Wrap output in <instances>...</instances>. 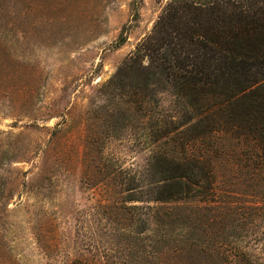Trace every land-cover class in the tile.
Returning a JSON list of instances; mask_svg holds the SVG:
<instances>
[{
  "label": "rangeland",
  "instance_id": "1",
  "mask_svg": "<svg viewBox=\"0 0 264 264\" xmlns=\"http://www.w3.org/2000/svg\"><path fill=\"white\" fill-rule=\"evenodd\" d=\"M176 2L0 0V264H264V177L222 161L230 213L158 201L217 140L168 89L142 116L108 85Z\"/></svg>",
  "mask_w": 264,
  "mask_h": 264
},
{
  "label": "trees",
  "instance_id": "2",
  "mask_svg": "<svg viewBox=\"0 0 264 264\" xmlns=\"http://www.w3.org/2000/svg\"><path fill=\"white\" fill-rule=\"evenodd\" d=\"M108 85L133 96L140 114L159 108L152 87L168 89L185 131H196L204 144L217 140L168 177L158 201H173L177 189L230 213L235 203L222 198V161L243 177H264V0L176 2ZM253 204L240 209L255 216L262 207Z\"/></svg>",
  "mask_w": 264,
  "mask_h": 264
}]
</instances>
